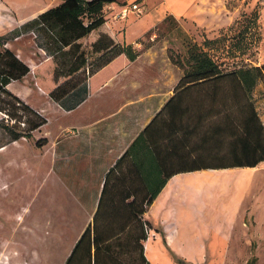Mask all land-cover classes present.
Instances as JSON below:
<instances>
[{
  "label": "trees",
  "instance_id": "obj_1",
  "mask_svg": "<svg viewBox=\"0 0 264 264\" xmlns=\"http://www.w3.org/2000/svg\"><path fill=\"white\" fill-rule=\"evenodd\" d=\"M108 6L114 9L107 13ZM127 8L119 0H65L11 36L0 37V114L18 122L24 119L18 116L21 110L30 113L33 119L27 120L23 137L31 138L48 120L9 90L31 69L8 44L36 36L53 61L47 64L52 79L43 87L50 86L51 99L73 110L87 99L92 77L123 54L131 61L139 57L132 46L102 32L109 19ZM256 20L254 14H245L230 29L236 30L233 36L224 33L206 38L204 44L191 42L186 59L172 56L185 70L175 95L110 171L94 224L65 264H151L145 243L153 226L145 215L171 178L203 170L256 168L264 162V121L257 105L264 99V65L238 63L243 38ZM90 39L95 41L88 44ZM4 121L9 122L0 117Z\"/></svg>",
  "mask_w": 264,
  "mask_h": 264
},
{
  "label": "crops",
  "instance_id": "obj_2",
  "mask_svg": "<svg viewBox=\"0 0 264 264\" xmlns=\"http://www.w3.org/2000/svg\"><path fill=\"white\" fill-rule=\"evenodd\" d=\"M119 1L128 4L129 11L125 16L119 13L109 19L107 29L102 32L109 33L122 45L132 46L139 52V57L131 61L123 54L92 77L88 82L87 99L73 110H66L52 100L49 95L52 88L43 87L41 84L43 82L37 77L39 67L41 69V65L47 64L52 66L53 61L45 50L39 47L36 36L25 35L8 44V48L31 69V73L24 80L13 82L9 90L38 113L44 112L47 115L45 108L50 105L52 109L74 115V125L63 128L53 143L47 141L53 149L52 171L58 179L56 190L62 198L63 205H59L63 216L55 223L52 218L48 220L45 244H55L53 230L57 229L60 235L57 243L62 245L63 264L70 257L84 232L94 224L110 171L175 95L176 88L184 76L185 70L172 60L170 55L172 47L169 43L157 41L156 30L173 21L176 25L174 30H178L180 35L184 34L187 41L188 38L194 41V33L197 30L203 31L207 38L215 39L233 28L240 19L235 9L229 10V0ZM64 2L65 0H0V37L14 32ZM133 5H138L143 13L132 10ZM113 9V6H108L106 12ZM150 35V39L147 40ZM28 37L25 43H31L34 49L40 50L41 57H46L43 62H39L37 49L35 51L32 48L30 50L22 48L19 41ZM94 41L95 39H90L87 43L92 44ZM48 77L52 79L51 75ZM17 85L21 87L15 90L14 87ZM33 87L40 97L47 99L44 106L31 100L30 96L26 97L24 92L31 91ZM47 120L49 123L48 115ZM262 169L264 162L256 168L203 170L174 176L147 209L145 218L152 224L153 231L145 246L153 241V237L156 240L172 218L175 219V216H172L170 199L175 200L177 190L184 198L188 192V186L180 185L181 181L198 175L208 177L211 173L220 172L242 173L239 179L240 187L237 190L241 205L232 214L228 234L230 233L229 237L232 238L236 235L241 236L240 240L249 239L252 230L264 224V176L259 179L257 175ZM197 194L200 197L207 193L198 191ZM211 194H207L208 197H215L213 193ZM260 196L263 200L261 206L257 207L255 202ZM161 207L162 215L159 220H155L158 223L156 225L151 212L159 211ZM206 220L210 221V216ZM186 225L189 230L193 227L189 221ZM197 227L215 230L220 228L218 222L210 223L208 226L203 223ZM156 232H159L158 235ZM186 243L190 244L192 240L189 238ZM231 250L229 238L224 255ZM234 251L249 255L247 251H242L240 243ZM206 255L207 257L201 261L213 260L208 252ZM246 255L237 259H244ZM146 256L153 264L147 253V246ZM226 259L228 257L224 256L223 260ZM187 260L196 261V257H187Z\"/></svg>",
  "mask_w": 264,
  "mask_h": 264
},
{
  "label": "rangeland",
  "instance_id": "obj_3",
  "mask_svg": "<svg viewBox=\"0 0 264 264\" xmlns=\"http://www.w3.org/2000/svg\"><path fill=\"white\" fill-rule=\"evenodd\" d=\"M228 8L231 11L235 9L240 18L245 14L257 16L255 24L243 38L244 49L238 51L242 56L238 63L239 66H263L264 0H229ZM175 28V23L171 21L169 25L161 26L156 32L157 41L169 43L173 48L170 55L176 58L186 59L189 48L187 44L195 40L197 44H204L207 38L203 31L197 30L194 33V41L191 38L187 41L185 35H180ZM235 32L236 30H227L225 34L233 36ZM10 34L7 36H11ZM150 37L151 35L147 40ZM28 39L29 37L19 41L22 48L34 49L31 43H25ZM11 42L13 43V40ZM36 49L40 57L39 62H43L46 57L42 58L40 50ZM48 68L47 65H41V69L40 67L38 69L37 77L43 83L50 80L48 76L51 75V70ZM20 87L21 85H17L14 89ZM259 90H262V87ZM37 92L33 87L31 91L27 90L24 93L26 97L30 96L31 100L44 106L47 99L40 97ZM257 105L264 121V99L259 98ZM45 109L49 123L40 131L33 133L31 138L23 137L24 132L29 129L27 120L33 119L30 113L21 110L18 116L24 119L18 122L5 114H0L1 119L9 120L0 122V264H63L62 245L57 243L60 236L57 229L53 230L55 244H45L48 220L52 218L55 223L63 216L60 209L63 202L56 188L58 179L52 171V165L54 167L51 159L52 146L50 147L48 143L39 145V142L46 139L53 143L63 128L74 125V115L52 109L50 105ZM40 114L47 119L46 113ZM20 121L22 123H19ZM17 135L21 137L17 139ZM241 174L211 173L208 177L198 175L180 182V185L188 186V192L184 198L177 190L175 200L170 199L172 202L170 208L175 219L172 218L161 235L156 232L158 235L156 240L153 237V241L148 243L152 252L147 253L153 264H250L254 258L255 264H264V224L252 230L250 238H246L249 241L245 238L240 240L241 236L238 235L232 238L229 237L230 233L228 234L232 214L241 205L237 195ZM257 175L259 179L263 178L264 169ZM198 191L208 195L213 193L215 197L210 198L207 194L199 197ZM262 200L260 196L255 202L257 207L261 206ZM161 215L162 207L159 211L151 212L156 225L158 223L155 220H159ZM209 216L210 221H207ZM187 221L193 225L190 230L186 225ZM216 222L220 227L216 230L197 227L203 223L208 226ZM189 238L192 240L190 244L186 243ZM229 238L232 250L224 255ZM236 240L241 244L242 251H247L249 255L234 251L239 247ZM207 252L213 260L201 261L207 257ZM245 255L244 259H237ZM224 256L228 259L223 260ZM187 257H196V261H189Z\"/></svg>",
  "mask_w": 264,
  "mask_h": 264
},
{
  "label": "built area",
  "instance_id": "obj_4",
  "mask_svg": "<svg viewBox=\"0 0 264 264\" xmlns=\"http://www.w3.org/2000/svg\"><path fill=\"white\" fill-rule=\"evenodd\" d=\"M132 10H134V11H138L140 14L141 13H143V11H142V9L138 6V5H133L132 6ZM129 10L128 9H126V10H124L122 13H121V15L122 16H125V14L128 12ZM153 230H148V235H149V238H150V235H151V232H152ZM149 240V239H148Z\"/></svg>",
  "mask_w": 264,
  "mask_h": 264
},
{
  "label": "bare ground",
  "instance_id": "obj_5",
  "mask_svg": "<svg viewBox=\"0 0 264 264\" xmlns=\"http://www.w3.org/2000/svg\"><path fill=\"white\" fill-rule=\"evenodd\" d=\"M149 244L147 243V252H149V254H150L152 252V249H151V246Z\"/></svg>",
  "mask_w": 264,
  "mask_h": 264
}]
</instances>
